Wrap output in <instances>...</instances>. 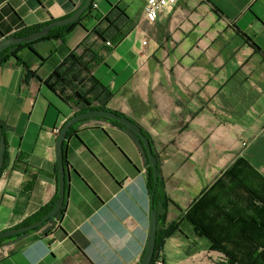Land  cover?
<instances>
[{"label":"crops","instance_id":"crops-1","mask_svg":"<svg viewBox=\"0 0 264 264\" xmlns=\"http://www.w3.org/2000/svg\"><path fill=\"white\" fill-rule=\"evenodd\" d=\"M82 2L0 0V39L65 17ZM92 3L61 38L21 46L0 64V121L7 143L0 231L19 226L57 190L55 142L76 108L44 79L86 36L93 41L99 20L118 6L126 15L119 19L123 35L105 44L92 73L112 92L107 108L138 123L157 156L167 197L162 226L175 228L154 264H233L185 215L238 158L258 176L239 180L264 192V0H177L153 22L144 17L146 0ZM63 148L68 178L61 217L2 242L0 264H139L152 208L141 147L122 128L90 119L67 134ZM236 194L239 211L224 209L223 218L254 217L241 226L251 225L255 242L237 243L241 230L230 222L223 229L224 247L261 251L262 199L244 188ZM256 258V264L263 259Z\"/></svg>","mask_w":264,"mask_h":264},{"label":"trees","instance_id":"trees-1","mask_svg":"<svg viewBox=\"0 0 264 264\" xmlns=\"http://www.w3.org/2000/svg\"><path fill=\"white\" fill-rule=\"evenodd\" d=\"M92 4L88 9H86L82 13L80 18L75 22L53 27L47 35L35 41L22 42L3 49L0 52V64H3L10 58L15 57L16 50L21 46L31 45L41 40L61 38L62 36L67 34L73 28V26L77 24L88 13ZM125 16V13L118 6H114L107 15H105L99 20L98 24L92 31V34L95 36V39L93 41H90V37L86 36L77 45V47L71 50L53 69V71L44 79L43 83L51 92L56 94V96L61 99V101H63L64 103L76 108L75 113L85 111L91 108L109 109L107 108V103L111 99L112 92L93 75L92 69L95 64L101 60V51L108 48L105 45V41L108 40L110 43H117L121 39L123 33L119 19L122 20V18L124 19ZM49 22L50 21L46 23L23 26L21 27V29L15 32L14 35L23 36L29 34L33 31L38 30L42 25L47 24ZM23 65L25 64L23 63ZM117 113L122 114L119 112ZM90 119L107 120L110 123L127 131L137 141L138 145L141 147L144 153L146 163L148 164L147 184L149 192H151L153 189L154 180L152 175V169L149 165L148 158L146 155V151L144 150L139 137L128 127L115 120H108L103 117H91L82 119L72 125L67 134L72 132L73 128L78 124H82ZM141 129L143 133L147 135V133L142 127ZM0 134H4V125L1 121ZM6 159L7 152H5L4 164ZM245 167L248 166L243 158L236 159L234 164L227 168L222 173V175L216 180V182L205 193H203L197 200L192 203L190 208L187 210L185 216L193 225L196 233L200 236H205L206 238H208L210 241V247L216 248L226 254L227 257H229L231 263L256 264V256H262L263 259H259L258 263L264 264V249L261 251H256V249L250 251L242 249L229 251L224 247L225 243L223 229L224 227L227 228L230 222H232L233 226L237 225L239 232L241 230V234L237 237L238 240L235 239L237 243L239 240H244L245 238L255 242L254 237L252 235H249V232L252 231L251 225H249L248 227L244 226L246 228H242L241 226V222H245V224L249 222L251 224L252 221L254 223V217H249V219H246L242 217L240 218V216L238 215V219H227L226 217L223 218L224 209H229L237 212L239 211V199L236 194L239 189H247L248 193H255L258 199H262L263 206L262 208H259V210H261L262 212L264 211V198H262V194L264 195V192L256 193L254 188L249 187L248 184L243 182V180L252 179L258 176L252 173L249 169L246 170ZM225 178L230 179L228 185H224V183L222 182ZM239 179L243 180L241 181ZM57 198L58 194L56 190L53 197L48 203L42 206L32 216L25 219L20 225L28 224L47 213L53 207ZM153 206L157 207V234L154 254L152 256L150 264H154V262L158 259L160 252L162 251L164 239L167 238L175 228L174 225H168L166 227L162 226V222L165 218L167 209V197L165 195L163 185L159 177L157 187L155 188ZM64 207L65 200L63 202L62 208L55 214L53 218L47 219L42 225L30 231L38 230L39 228L45 226L50 222H53L54 224L61 217ZM247 209L249 211H255L256 208L252 207L249 204L247 206ZM214 212H216V214ZM217 219L218 221H216ZM239 227L241 228L239 229ZM262 227L264 229V223L262 224ZM30 231L0 238V244L7 239L20 236ZM217 232H219L220 235L217 234Z\"/></svg>","mask_w":264,"mask_h":264},{"label":"water","instance_id":"water-1","mask_svg":"<svg viewBox=\"0 0 264 264\" xmlns=\"http://www.w3.org/2000/svg\"><path fill=\"white\" fill-rule=\"evenodd\" d=\"M92 1L93 0H83L82 4L78 6L76 9H74L69 15L62 18L53 19L49 23L42 25L38 30L33 31L29 34L23 36H16L14 34L3 36L0 39V52L3 49L14 44L35 41L47 35L51 30V28L53 27L75 22L80 18L82 13L90 7ZM91 117H103L108 120H115L125 125L139 137L142 146L146 151L148 162L152 169L154 185L152 191L150 192V200H151L152 208L150 210L149 233H148L145 250L139 261V264H150L152 260V256L154 254V249L156 245V234H157V207L153 206L155 188L157 187L158 177H159L157 156L153 152L152 144L149 137L143 133L141 126L135 121H133L131 118H129L128 116L123 114H118L117 112L111 109L91 108L85 111L77 112L71 115L63 123V125L59 129L55 142V157L57 162V194H58L57 200L55 201L53 207L47 213L37 218L36 220L28 224H24L0 231V238L24 233L34 228H37L40 225H42L47 219L53 218L55 214L62 208L63 202L67 196L65 185H66V180L68 178V171L64 162L63 142L66 139L67 132L69 131L72 125H74L75 123H77L82 119L91 118ZM6 150H7V143L5 140V135L0 134V173L4 165Z\"/></svg>","mask_w":264,"mask_h":264},{"label":"built area","instance_id":"built-area-1","mask_svg":"<svg viewBox=\"0 0 264 264\" xmlns=\"http://www.w3.org/2000/svg\"><path fill=\"white\" fill-rule=\"evenodd\" d=\"M177 0H146V4L144 6V17L147 21L153 22L159 16V14L163 11H171L176 4ZM93 5H95L93 3ZM145 43V41H143ZM106 45H110V42L105 41ZM161 254V252H160ZM156 263L160 262V255L158 259L155 261Z\"/></svg>","mask_w":264,"mask_h":264}]
</instances>
